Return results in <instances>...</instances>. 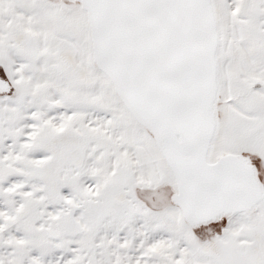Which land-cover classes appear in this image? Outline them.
Here are the masks:
<instances>
[{"label": "snow or ice", "instance_id": "6c2138e0", "mask_svg": "<svg viewBox=\"0 0 264 264\" xmlns=\"http://www.w3.org/2000/svg\"><path fill=\"white\" fill-rule=\"evenodd\" d=\"M0 264H264V0H0Z\"/></svg>", "mask_w": 264, "mask_h": 264}]
</instances>
